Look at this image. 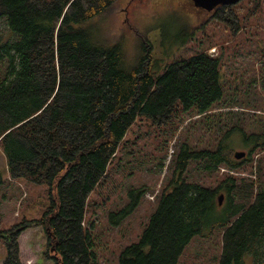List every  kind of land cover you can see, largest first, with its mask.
I'll list each match as a JSON object with an SVG mask.
<instances>
[{
    "label": "trees",
    "instance_id": "16d2710c",
    "mask_svg": "<svg viewBox=\"0 0 264 264\" xmlns=\"http://www.w3.org/2000/svg\"><path fill=\"white\" fill-rule=\"evenodd\" d=\"M118 1L0 0V18L19 37L0 45V151L11 178L47 184L50 203L39 223L53 264H95L94 237L84 226L89 195L109 177L133 123L150 119L168 141L186 115L202 117V129L210 131L222 102L219 56L200 51L166 62L158 73L146 40L128 64L122 44L100 31ZM230 6L217 7L210 20L237 24ZM225 106L232 105L218 107ZM247 139L240 159L227 143L215 149L212 142L183 143L137 241L121 250L116 264H178L192 238L213 229L221 230L218 264H264V154L254 178L236 174L249 171L264 150V131ZM190 164L210 175L221 167L227 172L206 186L187 179ZM221 193L226 209L218 215ZM143 194L130 188L127 203L108 212L109 223L119 225ZM17 231L3 239L4 264H20Z\"/></svg>",
    "mask_w": 264,
    "mask_h": 264
},
{
    "label": "rangeland",
    "instance_id": "374dc122",
    "mask_svg": "<svg viewBox=\"0 0 264 264\" xmlns=\"http://www.w3.org/2000/svg\"><path fill=\"white\" fill-rule=\"evenodd\" d=\"M219 6L203 11L191 0H119L100 20L101 35L122 44L128 64L135 61L145 49V41H149L154 72H162L168 61L200 51L219 56L223 97L218 106H232L214 107L210 131L202 129V117L186 115L168 141L165 131L151 125L150 119L141 118L132 124L111 164L109 177L89 195L84 226L90 227L94 237L95 264H116L121 250L137 241L172 174L183 143L201 148L212 142L209 148L215 149L222 142L233 147V155L235 151L246 154V145L251 141L247 138L264 131V0H239L232 4L237 24L211 21ZM4 19L0 18V45L7 39L19 38ZM225 135L228 137L222 139ZM262 154L264 150L255 155L249 171L236 174L254 178ZM0 171V264H4L7 254L3 239H10L9 233L14 229H18L20 264H53L51 248L39 223L50 203L47 184L11 178L3 151ZM224 172L227 170L221 167L210 175L190 164L187 179L214 186ZM137 187L144 192L139 204L119 225H111L108 212L125 205L127 191ZM221 194L218 215L226 209L225 196ZM220 233V229H213L208 237H193L178 264H218Z\"/></svg>",
    "mask_w": 264,
    "mask_h": 264
},
{
    "label": "water",
    "instance_id": "95a60500",
    "mask_svg": "<svg viewBox=\"0 0 264 264\" xmlns=\"http://www.w3.org/2000/svg\"><path fill=\"white\" fill-rule=\"evenodd\" d=\"M238 1L239 0H191V2L193 3V5L196 8L204 9L206 11H210L218 5H221V6L222 5H232ZM244 155H245L244 151H235L234 152V157L236 159H239V158L243 157ZM221 199H222V194H220L217 197L219 205L221 204Z\"/></svg>",
    "mask_w": 264,
    "mask_h": 264
}]
</instances>
